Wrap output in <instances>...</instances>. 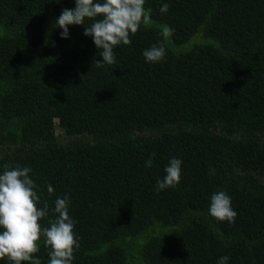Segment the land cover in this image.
<instances>
[{
  "label": "trees",
  "instance_id": "obj_1",
  "mask_svg": "<svg viewBox=\"0 0 264 264\" xmlns=\"http://www.w3.org/2000/svg\"><path fill=\"white\" fill-rule=\"evenodd\" d=\"M74 7L0 0V174L31 169L42 227L68 197L73 264H264V0H145L151 25L103 67L93 21L60 35ZM174 157L179 184L157 190ZM220 191L234 223L209 214Z\"/></svg>",
  "mask_w": 264,
  "mask_h": 264
},
{
  "label": "clouds",
  "instance_id": "obj_2",
  "mask_svg": "<svg viewBox=\"0 0 264 264\" xmlns=\"http://www.w3.org/2000/svg\"><path fill=\"white\" fill-rule=\"evenodd\" d=\"M145 0H75L73 9L64 8L56 19V25L62 29V38L69 37V25H84L86 19L93 21L85 27L84 35L91 36L102 60H95L97 67L116 63L114 48L131 44L134 36L143 25H151V16L144 8ZM170 5L160 8L166 13ZM99 17V19H97ZM172 30L165 27L164 37ZM145 60L157 63L164 60L166 49L163 45H153L143 52ZM154 155V154H153ZM151 158L146 162L150 167ZM182 161L172 158L165 167L166 175L157 181V190L176 187L181 178ZM31 169L20 166L4 165L0 174V260L7 259L10 264H39L35 256L40 251L39 241L50 249L48 264H73L74 253L80 247L74 232L75 222L69 215L70 201L67 196L57 198L54 206V218L49 226L42 227L40 220L49 216L47 203L38 207L40 197L35 190L38 186L30 177ZM51 185L48 192H53ZM209 214L217 221L234 223L237 213L231 207V197L223 191L213 193ZM228 256L219 259L218 264H227Z\"/></svg>",
  "mask_w": 264,
  "mask_h": 264
},
{
  "label": "rangeland",
  "instance_id": "obj_3",
  "mask_svg": "<svg viewBox=\"0 0 264 264\" xmlns=\"http://www.w3.org/2000/svg\"><path fill=\"white\" fill-rule=\"evenodd\" d=\"M58 122V121H57ZM61 130L58 128V132H60Z\"/></svg>",
  "mask_w": 264,
  "mask_h": 264
}]
</instances>
